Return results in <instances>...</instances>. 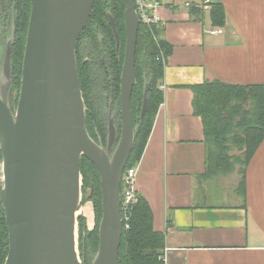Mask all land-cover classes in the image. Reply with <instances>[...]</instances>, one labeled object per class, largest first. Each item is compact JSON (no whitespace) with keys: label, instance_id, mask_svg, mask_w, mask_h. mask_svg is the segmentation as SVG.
I'll return each mask as SVG.
<instances>
[{"label":"water","instance_id":"1","mask_svg":"<svg viewBox=\"0 0 264 264\" xmlns=\"http://www.w3.org/2000/svg\"><path fill=\"white\" fill-rule=\"evenodd\" d=\"M125 1L120 134L110 118L104 146L87 129L76 54L95 0H31L15 111L9 92L10 49L3 70L6 81L0 86V200L9 229L4 264H87L79 238L84 157L98 170L102 194L99 246L90 264H119L121 181L139 131L132 95L140 19L134 0ZM109 17L118 43L114 18ZM150 89L147 81L139 121L146 115Z\"/></svg>","mask_w":264,"mask_h":264},{"label":"crops","instance_id":"2","mask_svg":"<svg viewBox=\"0 0 264 264\" xmlns=\"http://www.w3.org/2000/svg\"><path fill=\"white\" fill-rule=\"evenodd\" d=\"M213 2L226 9L223 26L212 24ZM158 14L172 52L136 192L151 205L155 229L167 233L168 264H264V139L246 168L244 195L238 175L205 178L192 89L206 80L264 84V0H170Z\"/></svg>","mask_w":264,"mask_h":264},{"label":"trees","instance_id":"3","mask_svg":"<svg viewBox=\"0 0 264 264\" xmlns=\"http://www.w3.org/2000/svg\"><path fill=\"white\" fill-rule=\"evenodd\" d=\"M20 7V40L14 49L16 74L14 82L17 88L20 87L22 78L31 1L21 0ZM125 9V0H95L93 12L86 27V34H89L93 41L97 38L96 30L106 35V45L109 46L110 53L112 52L111 67L114 70L112 83L117 98L120 95V78L126 46ZM191 9L194 11L198 8L191 6ZM109 14L114 18L118 32L120 41L118 54L114 49L116 42L109 23ZM210 16L214 26H223L226 23L224 5L213 2ZM162 34L161 24L151 26L140 24L136 51L137 83L132 96L133 108H137L138 115L141 112L143 91L147 81H151V89L146 115L142 121L135 122V125L139 126V131L126 168L140 162L153 130L158 109L163 102L160 85L172 46L163 39ZM79 76L81 85L86 79L87 129L93 139L97 142L102 139L103 142L106 139V130L89 100L93 80L91 79L92 69L87 61L86 73L79 65ZM192 89L194 112L202 118L204 126L206 146L204 177L231 173L239 164L241 174L239 186L244 195L246 168L264 139V84L234 85L218 80H206L192 86ZM18 92L19 89L16 93ZM236 148L240 151V155L233 154ZM81 173L83 202L85 204L91 201L95 214L93 228L89 227L87 217L83 214L79 216L81 255L86 258L87 264H90V252L94 255L99 246L102 194L98 170L85 157L82 159ZM127 223L128 227L124 225L119 264H165L159 256L166 246V233L155 229L154 212L145 197L138 195V201L133 205ZM8 246V228L0 200V264L5 263Z\"/></svg>","mask_w":264,"mask_h":264},{"label":"flooded vegetation","instance_id":"4","mask_svg":"<svg viewBox=\"0 0 264 264\" xmlns=\"http://www.w3.org/2000/svg\"><path fill=\"white\" fill-rule=\"evenodd\" d=\"M20 6H21V0H0V76L4 78V81H6L5 76L3 75V70L6 64V57H7L8 51L10 49V52H9L10 69H11V82L9 86L10 95L13 92H17L18 89L20 91V88H21V84H20V87L17 88L16 83L14 82L16 78L15 64H14L15 63L14 62V49H15L16 44L20 40V33H19L20 31L19 21L21 19V7ZM109 23L111 25V21ZM111 29L113 31L112 25H111ZM113 34H114V31H113ZM95 35L97 36V38H96V41H93L92 38L89 36V34H86V28H85V30L83 31V33L78 39L77 46H76V54H77V60H78V68H79V65L82 66L86 73V61H87L90 64V67L92 69L91 79L93 80V84H92V91L89 96V100H90V104L96 110L98 114V119H100L101 124L105 127L106 139L103 140L102 144L106 146L107 136H108V125H109L110 118L114 119V124L116 125V116L114 114L113 115L111 114L112 112L111 108L113 107L115 103L117 104L119 108V118H120L119 127H117V125L116 127L118 129H120L121 127V98H120L121 91H120L119 97L117 98L115 96L114 86L112 83V80L114 78V70L111 67L112 52L110 53L109 46L106 45L107 44L106 35H104L102 31L100 30H96ZM114 37H115V34H114ZM115 42L116 44L114 46V49L116 50L118 54V48L120 45V41L117 43L116 38H115ZM95 66L97 67V71H100V77L101 78L103 77V80H102L103 84L100 87V90L102 92L107 91L105 94H103L104 102L106 104L108 101V107L110 108V110L108 109L107 116H104V115L102 116L100 114L101 109L96 107L95 105L96 99L94 100L93 98V94L96 92V80H97V76L95 75L96 73ZM109 83H110V87H109ZM1 85L2 83L0 84V86ZM80 87L83 92V97L86 103V79L82 81V85H81V79H80ZM107 94L110 95L109 99L106 98ZM136 109L137 108L135 109L133 108V102H132L133 117H134L135 122L138 120V117H139ZM97 128L98 127H96V129ZM98 143H100V141ZM2 207H3V204H2ZM3 211H4V217H5L4 207H3ZM5 221H6V217H5ZM7 228H8V225H7ZM8 242H9V229H8ZM8 253H9V246H8Z\"/></svg>","mask_w":264,"mask_h":264},{"label":"built area","instance_id":"5","mask_svg":"<svg viewBox=\"0 0 264 264\" xmlns=\"http://www.w3.org/2000/svg\"><path fill=\"white\" fill-rule=\"evenodd\" d=\"M170 4V0H134L135 10L140 19V24L147 26L160 24L158 9L164 5ZM186 6H193L192 3L186 2ZM218 28L213 30L214 33L221 32ZM138 177V163L130 168H126L121 181V209L124 225L128 227V220L133 205L138 201V193L136 192V181ZM170 225H167V231H170ZM166 233V232H165ZM167 234V233H166ZM170 248L166 245L160 254L165 264H168V252Z\"/></svg>","mask_w":264,"mask_h":264},{"label":"rangeland","instance_id":"6","mask_svg":"<svg viewBox=\"0 0 264 264\" xmlns=\"http://www.w3.org/2000/svg\"><path fill=\"white\" fill-rule=\"evenodd\" d=\"M95 71H96V73H95V75L97 76V80H96V92L93 94V98H94V100L96 99V102H95V105H96V107L97 108H99V109H101V112H100V114L103 116H107V114H108V109L110 110V108L108 107V101H107V103L105 104V102H104V96H103V94H105L107 91H101L100 90V87L102 86V80H103V77L101 78L100 77V71H97V67L95 66ZM4 81V78L2 77V76H0V84L2 83ZM98 88V89H97ZM101 93H100V92ZM19 93H20V91L18 92V93H16V92H13L11 95H10V98H11V103H12V107H13V110L15 111L16 110V105L18 104V99H19ZM18 94V95H17ZM99 94V95H98ZM109 97H110V95L109 94H107L106 95V98L107 99H109ZM102 103V104H101ZM142 105V104H141ZM111 110H112V112H111V114L113 115H115L116 116V125H117V127H119V124H120V118H119V108H118V106H117V104L115 103L114 105H113V107L111 108ZM139 116V115H138ZM120 134V129H118V135ZM233 154H235V155H240V151L236 148L235 150H234V152H233ZM239 169H240V165L238 164V165H236V167H235V170L233 171V172H231V173H228V174H225V175H231V174H233V175H238L239 176V178H240V180H241V174H240V172H239ZM240 180H239V183H240ZM83 183V182H82ZM87 204V203H86ZM91 205L93 206V204H92V202H91ZM81 214H83V211L81 212ZM86 217V216H85ZM94 218H95V214L93 215V219H92V221H90V219H88V217H87V220H88V225H89V227L90 228H93L94 227V224H95V221H94ZM81 251V250H80ZM94 255L90 252V254H89V260H91V258L93 257Z\"/></svg>","mask_w":264,"mask_h":264},{"label":"bare ground","instance_id":"7","mask_svg":"<svg viewBox=\"0 0 264 264\" xmlns=\"http://www.w3.org/2000/svg\"><path fill=\"white\" fill-rule=\"evenodd\" d=\"M82 211L84 216L88 217V219L92 221L94 215V209L93 206L91 205V201L87 202V204L86 203L84 204Z\"/></svg>","mask_w":264,"mask_h":264}]
</instances>
